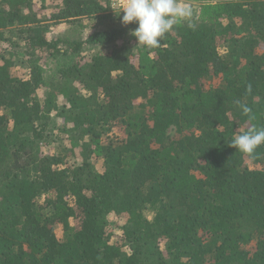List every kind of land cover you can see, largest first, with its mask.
Segmentation results:
<instances>
[{"label":"trees","instance_id":"16d2710c","mask_svg":"<svg viewBox=\"0 0 264 264\" xmlns=\"http://www.w3.org/2000/svg\"><path fill=\"white\" fill-rule=\"evenodd\" d=\"M202 1L149 48L109 0H0V264H264V145L229 146L264 127V0ZM84 18L118 24L49 37Z\"/></svg>","mask_w":264,"mask_h":264},{"label":"clouds","instance_id":"9594fccd","mask_svg":"<svg viewBox=\"0 0 264 264\" xmlns=\"http://www.w3.org/2000/svg\"><path fill=\"white\" fill-rule=\"evenodd\" d=\"M122 11L121 23H136L138 26L131 34L137 38L138 44L149 48L160 47L163 37L174 26L193 17V8L185 0H127ZM188 26L195 27L192 23ZM248 90L251 91V86ZM238 105L243 115L255 119L250 107L239 102ZM261 145H264V127L257 126L235 135L229 142L230 147L249 156L254 155Z\"/></svg>","mask_w":264,"mask_h":264},{"label":"rangeland","instance_id":"374dc122","mask_svg":"<svg viewBox=\"0 0 264 264\" xmlns=\"http://www.w3.org/2000/svg\"><path fill=\"white\" fill-rule=\"evenodd\" d=\"M185 2H187L190 6L192 5H202L204 3H206L205 1L200 2V0H185ZM83 23L85 24L84 27H77V26H71L68 24H64V23H54L52 22L50 25V32L49 37H86L91 31L94 30H98L101 28H109L111 25H114L115 23L118 24L117 20L113 21L111 19L105 18V19H101V18H84L83 19ZM97 49V47H96ZM94 50L92 49V46H86L84 47V49H82V53L88 55L90 53H92ZM51 58H48L47 60H50ZM58 62L57 61H51V64L46 65L45 67L48 69V73L49 72H54L55 69L57 68ZM20 71H25L22 67L19 68ZM82 93L83 94H87V91L85 89H82ZM63 98L59 97L58 99V103H63ZM61 137L63 138V134H61ZM61 137L59 138L60 141ZM106 136H104L105 139ZM112 137V136H111ZM108 139H106L105 141H107ZM104 141V142H105ZM65 142V141H62ZM96 167L101 170L103 168L102 165V161L99 160L97 161V163L95 164ZM146 216L148 217V219H152L154 217L153 212L146 210Z\"/></svg>","mask_w":264,"mask_h":264},{"label":"built area","instance_id":"2783aa9c","mask_svg":"<svg viewBox=\"0 0 264 264\" xmlns=\"http://www.w3.org/2000/svg\"><path fill=\"white\" fill-rule=\"evenodd\" d=\"M111 12H122L127 0H109Z\"/></svg>","mask_w":264,"mask_h":264}]
</instances>
